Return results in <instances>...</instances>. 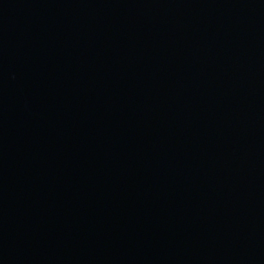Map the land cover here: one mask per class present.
Returning <instances> with one entry per match:
<instances>
[{
    "label": "water",
    "instance_id": "1",
    "mask_svg": "<svg viewBox=\"0 0 264 264\" xmlns=\"http://www.w3.org/2000/svg\"><path fill=\"white\" fill-rule=\"evenodd\" d=\"M0 264H264V0H0Z\"/></svg>",
    "mask_w": 264,
    "mask_h": 264
}]
</instances>
